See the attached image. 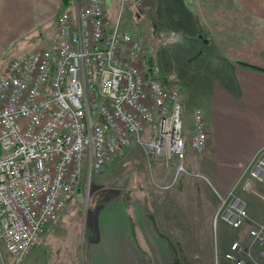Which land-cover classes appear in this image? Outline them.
I'll use <instances>...</instances> for the list:
<instances>
[{"label": "built area", "instance_id": "built-area-1", "mask_svg": "<svg viewBox=\"0 0 264 264\" xmlns=\"http://www.w3.org/2000/svg\"><path fill=\"white\" fill-rule=\"evenodd\" d=\"M112 4L87 0L72 13L62 11L48 44L0 62V242L17 263L80 191L84 176L99 174L126 146L175 156L182 169L180 83L158 56L179 34L165 29L150 45L145 34L134 37L120 26L121 6L116 12L119 4ZM206 140L196 108L189 146L200 151ZM256 182L264 184V146L227 192L217 193L215 218L239 227L248 214L237 191L254 190ZM250 235L264 256V222ZM247 246L232 242L223 257L258 263Z\"/></svg>", "mask_w": 264, "mask_h": 264}, {"label": "crops", "instance_id": "crops-1", "mask_svg": "<svg viewBox=\"0 0 264 264\" xmlns=\"http://www.w3.org/2000/svg\"><path fill=\"white\" fill-rule=\"evenodd\" d=\"M112 1V5H115L116 0ZM239 1L242 3V0ZM174 4L173 8L179 10L178 7H183L185 3L176 1ZM59 5L60 0H0V59L20 41L37 35L40 27L55 18L57 26ZM184 8L189 12V23H194L196 15L190 12L188 6ZM164 11L158 12L163 30H181V26L187 24L184 20L186 15L182 17L181 14L177 16L169 10ZM181 13L184 15L185 11ZM137 28L134 27L132 32L134 37L138 35ZM156 29L160 31L156 24H149V33ZM261 40L264 41V33ZM191 44L198 49L194 54L209 46L207 40L200 37L198 41L192 39L188 45ZM177 46H181V43ZM253 46L252 53L246 57L249 63L264 68V54L256 52L260 43L254 42ZM172 52L176 55V49ZM206 59L208 61H205L204 72L201 73L204 79L200 81L204 88L201 92L195 90L194 94L199 101L187 103L191 92L186 95L183 86H180L184 135L189 136L194 132V110L201 108L207 132L205 147L195 151L189 147L187 138L182 169H179L180 162L175 156L160 157L134 143L126 146L108 160L104 171L93 178L98 193L95 200L103 201L95 210V232L85 228L87 213H84L86 220L83 219V223L75 214L67 216L72 204L75 210L79 196L77 192L19 264H48L47 250H56L57 239L69 234L70 229L78 233L74 248L68 252L61 248L56 250V264H145L142 252H149L151 257L154 255L148 238L153 230L166 237L168 234L174 236L173 240L168 238L167 242L175 244L176 241L181 246L180 251L195 264H229L223 253L230 244L234 241L241 242L243 246L249 244L250 229L264 222L262 182L255 183L258 193L243 189L237 191L247 204L248 216L241 226L232 227L221 218L217 222L214 215L219 205L217 193L227 192L254 152L264 146V71L236 64L228 67L227 73H224L221 69L224 62L219 60L218 67L221 68L214 70L210 58ZM159 63L165 71L160 58ZM106 183L107 187L104 186ZM104 189L107 190L106 198L102 194ZM63 216L70 218L61 221ZM166 221L176 231L154 229L167 228L164 225ZM83 236L86 241L99 237L100 242L97 246L90 243L84 252ZM259 250V242L254 243L252 253L255 259L262 262ZM160 254V259L164 260V252ZM166 256L169 264L168 247Z\"/></svg>", "mask_w": 264, "mask_h": 264}, {"label": "rangeland", "instance_id": "rangeland-1", "mask_svg": "<svg viewBox=\"0 0 264 264\" xmlns=\"http://www.w3.org/2000/svg\"><path fill=\"white\" fill-rule=\"evenodd\" d=\"M176 1L178 3L182 2V4L185 3L184 6L185 7L188 6L190 12H193V15H196V19L194 23L193 22L191 24L189 23L190 21L189 12H187L188 9H185L184 6L178 7L179 10H175V8H173L175 7L174 3H176ZM86 2L87 0H76L75 5L79 6L81 5V3L85 4ZM118 4L119 6L116 7ZM114 6L116 7V12H118L121 6V13L119 17L120 26L123 29H128L130 33L134 32V27H138L137 28L139 29L138 34L139 33L145 34L147 41L149 42L150 45L158 44L160 40L159 32L161 34V37L163 36V34L164 37L167 35V31L165 30L166 28L164 30L161 28L162 26L160 20L161 14L158 15V12L163 13L165 12L164 10L167 11L169 10V12L177 14V16H179L180 14L182 17H185V15L187 16L184 18L185 23L187 22V24L181 26L180 28L181 30H175L179 34V39L176 41V43L167 44L164 47V49L162 48L160 49L162 51L159 50L160 51L159 58L162 61L164 69L166 71H173L176 73L178 81L179 83H181L180 86H183L184 91H186L185 93L186 95H188V93L191 92L190 97L189 98L187 97L188 98L187 103H195L196 101H199V99L196 96H194V94H195V90L199 89L198 92H201V90L204 88V84H201L200 81L204 79L202 78L201 73L203 74L204 72L203 70H204L205 61H208L206 58H210L211 61L210 60L209 61L211 62L212 66H214L213 67L214 70L216 69L220 70L221 67H218L219 60L224 62L225 65H223V67L221 68L223 69L224 73H227L228 67H232L233 65L236 64L244 66L246 68H252L250 66H246L245 63L263 69L264 71V68L256 64L249 63L246 57L247 54L252 53L251 50L254 47L253 46L254 42L260 43V46L258 47L256 52L260 54H264V41L261 40L260 42V37L264 33V11L260 12L262 8L264 9V0H245V1L242 0V3L239 0H116ZM58 10L59 12L61 11L60 5ZM180 11L183 13L185 11L184 15H182ZM55 19L51 20L45 26L40 27L37 35H33L27 40L24 39L20 41V43L16 44L15 47L10 49V51L6 53L4 58L18 57L21 56L25 51L31 49L34 46H38L39 44H48L51 38L56 34L53 30L54 29L53 22L55 21ZM151 23L156 24L157 28H160V31L159 29H156L153 32L154 34L149 33V24ZM167 30H169V28H167ZM185 33L187 35H191L194 41L197 40L198 37H200L201 39L202 38L207 39V43L209 46L204 48L205 52L203 56L199 57L200 55L199 53L194 54L198 50L195 44L186 45L181 49L180 47L176 46L182 43V41L184 40ZM175 49H176V55L175 54L173 55L172 51H174ZM208 54L209 56H207ZM197 55L198 58L196 57ZM189 56H191V59L189 58ZM2 59L3 58L0 59V62L2 61ZM230 72L231 69L228 71V74H230ZM206 73L210 74L208 71ZM202 117H203V113H202ZM190 136L191 135L185 136V139L186 140L187 138L189 139ZM104 170L105 167L103 171ZM94 176L95 175L93 174H91L90 177L84 176L81 183L79 196L77 197L75 210H73L72 207L74 205L72 204V206L70 207L71 209L67 211V216L68 214H75L79 219L80 223L81 222L83 223V219L84 221L86 220L84 213L88 212L90 206L98 207V204H100V202H103L100 199L95 200L96 199L95 196H97L96 194L98 193L96 192L97 185L93 180ZM165 185H169V184H165ZM104 186L107 187L108 184L106 183L104 184ZM98 187H103V185H99ZM106 191H107L106 189L102 191L103 196L105 195V193H107ZM253 192L258 193L256 191V187H254ZM104 197L106 198V195ZM73 198H75V196ZM245 207H247V204ZM67 216H63V218H61V221H64L66 218L67 219L70 218ZM244 221L245 220L242 221V224L244 223ZM168 223H169L168 221L164 222L165 227H167L168 229L164 227H155L154 229L161 230L162 232H164L165 230L169 232H173L174 230L176 231V229H174L173 227L168 226ZM86 224L87 221L86 223H84L85 228H86ZM76 232H77L76 230L70 229L69 234H66L62 238L57 239L55 248L57 247L58 249L56 248V250H59V248L63 249L66 252L72 250L74 248L73 244L78 234ZM167 236L168 237L164 236L163 234H159L157 231L154 230L151 231V236H149L148 238L151 242L150 248L153 250L155 256L153 255L152 258L149 252H145V251L142 252L143 254L142 260L145 262V264H168L166 260L167 258L166 249L168 247L167 239L170 238L171 240H173L174 236H172L171 234H168ZM84 238L85 237L83 236V239ZM90 239L88 238L87 241L86 239H84V243L82 245L83 246L82 249L84 252L85 249L88 248V245L90 243H93L95 246H97L100 242L99 237H94L93 239L92 238ZM175 244L177 245L176 241ZM135 246L138 249L137 244H135ZM56 250H47L48 264L57 263L56 255H58V253ZM259 251L261 252V247ZM157 252L160 257L157 256ZM163 252L165 259L161 260L160 258L162 257L160 253ZM225 252L223 253V256ZM0 263L19 264L15 262L14 259H12V257L9 256V254H7L1 242H0ZM85 263H87V261Z\"/></svg>", "mask_w": 264, "mask_h": 264}, {"label": "trees", "instance_id": "trees-1", "mask_svg": "<svg viewBox=\"0 0 264 264\" xmlns=\"http://www.w3.org/2000/svg\"><path fill=\"white\" fill-rule=\"evenodd\" d=\"M75 3L76 0H60V13L64 10L69 11L70 13H72L75 9ZM56 23H53V30L56 33ZM202 35V34H201ZM194 38V37H193ZM192 40V36L191 35H187L186 33L184 34V40L181 43L180 49L186 45H188V43ZM199 40V37L196 41ZM207 40V39H205ZM177 46V45H176ZM177 47V48H178ZM179 49V48H178ZM202 53H199L200 56H203L204 52L203 50L201 51ZM246 66H250L252 68L255 69H260L257 67H254L252 65H249L247 63H245ZM263 70V69H260ZM97 209L96 206H90L88 209V214H87V224H86V230L90 231V232H95V210ZM167 246H168V251H169V262L170 264H195L191 258H189L187 255H185L184 253H182L180 251V245L177 244H173L172 242H167ZM177 246V247H176ZM171 256V259H170ZM1 264V263H0Z\"/></svg>", "mask_w": 264, "mask_h": 264}, {"label": "bare ground", "instance_id": "bare-ground-1", "mask_svg": "<svg viewBox=\"0 0 264 264\" xmlns=\"http://www.w3.org/2000/svg\"><path fill=\"white\" fill-rule=\"evenodd\" d=\"M128 30V29H127ZM143 35V34H142ZM179 101H180V96H179ZM183 120V119H182ZM205 122V121H204ZM207 130H208V128H207ZM135 144V143H134ZM188 144H189V141H188ZM128 147V146H127ZM190 147V146H189ZM151 151V150H150ZM196 151V150H195ZM201 151V150H200ZM154 152V151H153ZM155 154V153H154ZM148 156V155H147ZM150 156V155H149ZM156 156V155H155ZM154 156V157H155ZM160 156V155H159ZM158 156V157H159ZM161 157V156H160ZM151 159V158H150ZM162 159H164V158H162ZM149 160V159H148ZM178 169V168H177ZM185 170V169H184ZM224 214H226V213H224ZM227 215V214H226ZM219 216L220 217H222V215H221V213H219ZM214 219H215V221L217 220V222L219 221L218 219H220L219 217L218 218H215V215H214ZM242 224V223H241ZM257 227V226H256ZM259 228H260V226H259ZM251 230V229H250ZM252 240H258V238L257 237H255V236H251V240H250V242H249V244H248V246H247V248L249 249V251H250V253L252 254V248H253V245H254V243H252ZM234 242H236V241H234ZM257 242V241H256ZM255 242V243H256ZM259 242V241H258ZM241 243V242H240ZM247 244V243H246ZM242 245V244H241ZM261 256L263 257V261L262 262H258V263H256V264H263V262H264V256L261 254ZM27 257V256H26ZM227 261V260H226ZM244 261H245V263L246 264H249L248 262H252V261H250L249 259H244ZM252 263H255V262H252ZM229 264H231V263H229Z\"/></svg>", "mask_w": 264, "mask_h": 264}]
</instances>
